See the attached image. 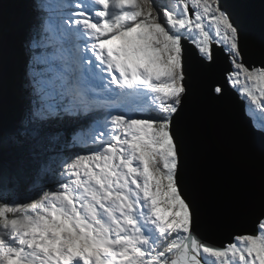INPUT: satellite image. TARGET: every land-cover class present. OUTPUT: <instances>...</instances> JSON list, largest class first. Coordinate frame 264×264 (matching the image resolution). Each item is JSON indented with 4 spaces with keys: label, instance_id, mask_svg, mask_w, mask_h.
Returning a JSON list of instances; mask_svg holds the SVG:
<instances>
[{
    "label": "snow or ice",
    "instance_id": "snow-or-ice-1",
    "mask_svg": "<svg viewBox=\"0 0 264 264\" xmlns=\"http://www.w3.org/2000/svg\"><path fill=\"white\" fill-rule=\"evenodd\" d=\"M28 3L24 104L11 121L0 104V264H264V198L251 233L218 246L197 231L177 125L187 41L202 66L223 49L225 81L264 133V42L247 65L234 4ZM3 31L0 11V100Z\"/></svg>",
    "mask_w": 264,
    "mask_h": 264
},
{
    "label": "water",
    "instance_id": "water-1",
    "mask_svg": "<svg viewBox=\"0 0 264 264\" xmlns=\"http://www.w3.org/2000/svg\"><path fill=\"white\" fill-rule=\"evenodd\" d=\"M230 2L245 38L244 62H258L255 53L264 42V0ZM184 48L189 94L177 125L186 182L197 231L219 246L235 234L254 231L250 209L264 198V133L253 127L246 100L225 81L229 64L223 49L213 45V62L202 66L193 46L184 41ZM215 84L224 88L219 98L208 92V85Z\"/></svg>",
    "mask_w": 264,
    "mask_h": 264
},
{
    "label": "rangeland",
    "instance_id": "rangeland-1",
    "mask_svg": "<svg viewBox=\"0 0 264 264\" xmlns=\"http://www.w3.org/2000/svg\"><path fill=\"white\" fill-rule=\"evenodd\" d=\"M51 3H55V0H50ZM171 0H157L158 4H168L170 3ZM21 5H17L16 8L9 7L10 4H5L4 6H0V11H2L3 14V18H4V32H5V40L2 43L3 48L6 51L7 57H8V69H7V73L10 72L9 68L11 70V61L13 59V56L11 54V52L13 53H17V57L19 56L20 53L25 54V52H27V56L28 58H26L27 60H29V57L31 55V49L29 47V43L27 40L28 34H29V28L32 24V16H31V9L29 7V3L28 0H26L24 3H22V1L20 2ZM20 6V7H19ZM11 8V12H12V25L16 27V34H9V31H7V29H5V26H8L7 20H6V15H7V10L6 8ZM20 8V9H19ZM22 8V9H21ZM22 15H24V26L20 27L19 25V18L22 19L19 13ZM54 15V14H53ZM18 38V40H17ZM24 41L27 49L26 48H22V44L21 42ZM23 54L20 55L18 62L16 63V71H18V67L19 69H24L25 68V72H26V63L27 60H23ZM17 61V59H16ZM25 62V63H22ZM19 72V71H18ZM15 73V72H14ZM9 74V73H8ZM25 74V73H22ZM21 75V74H20ZM9 76V75H8ZM10 77L15 80V78H13L11 76V72H10ZM21 81L24 83V79H21ZM6 86V85H5ZM7 87V86H6ZM23 88V85L21 84V82L19 83L18 88ZM3 97L2 100H0V104H2V108H3V115L4 117L11 121L12 119L15 118V116L17 115V113L21 110L23 104H24V92L22 90V96L23 99L22 100H18V94L17 92L13 89V87H7V90L3 89ZM4 96L7 99V101H9L11 108L7 109L5 108V106H3L4 104ZM17 100V101H16ZM254 121L258 122L260 119V113L258 112H254V114H250L248 113ZM86 147V146H85Z\"/></svg>",
    "mask_w": 264,
    "mask_h": 264
},
{
    "label": "trees",
    "instance_id": "trees-1",
    "mask_svg": "<svg viewBox=\"0 0 264 264\" xmlns=\"http://www.w3.org/2000/svg\"><path fill=\"white\" fill-rule=\"evenodd\" d=\"M22 0H19V5H21L20 4V2H21ZM44 2L45 3H49L50 2V0H44ZM10 4L9 5V7H12L13 6V8H15L16 10H17V8H16V4H17V1L16 0H0V6L2 5V6H4L5 4ZM20 7V6H19ZM20 9V8H19ZM22 9V8H21ZM6 10H7V15H6V20H7V23H8V26L6 27L5 26V29H7V31H9V34L10 33H12V34H16V27L15 26H13L12 25V23H11V21H12V12H11V8H6ZM19 13H20V10H19ZM19 16H22V21L20 22V24L19 25H23V22H24V17H23V15L20 13V15ZM5 32L3 31V40H2V43L4 42V40H5ZM17 40H18V38H17ZM21 44H22V48L24 49V48H26L27 49V46H26V44H25V42H21ZM25 50V49H24ZM42 49H39V48H37L35 51L37 52V54L41 51ZM3 54H4V69H5V71H4V89L5 90H7V87H13V89L17 92V94H18V100H22L23 99V96H22V91H19L18 89H20V88H18V84H19V82H21L22 83V85H24V83L21 81V79H25V74H22V75H20L21 74V69H19V67L17 68L18 69V71H16V63L18 62V60H19V57H20V55H21V53L19 54V56L17 57V53H15V54H13V52H11V54H12V56H14V58H13V60H14V62H15V65H14V67H11V70H10V68H9V71L11 72V76L13 77V78H15V80H13L11 77H10V72H8L7 73V69H8V62H7V55H6V51H5V49L3 48ZM24 56H26V52H25V54H23ZM28 57V56H27ZM16 59H17V61H16ZM28 61V60H27ZM23 63H25V62H23ZM15 72V73H14ZM22 73H25V69H22ZM9 75V76H8ZM7 87H6V86ZM21 89L23 90V88L21 87ZM3 93H5V92H3ZM17 101V100H16ZM3 106H5V108H7V109H9V108H11V106H10V103H9V101H7V99L5 98V96H4V104H3ZM34 194V192H29L27 195H33Z\"/></svg>",
    "mask_w": 264,
    "mask_h": 264
},
{
    "label": "bare ground",
    "instance_id": "bare-ground-1",
    "mask_svg": "<svg viewBox=\"0 0 264 264\" xmlns=\"http://www.w3.org/2000/svg\"><path fill=\"white\" fill-rule=\"evenodd\" d=\"M16 1H17L16 6H17V5H19V0H16ZM25 1H26V0H22V3H24ZM31 16H32V12H31ZM21 17H22V16H21ZM23 17H24V15H23ZM23 20H24V19H23ZM19 21L21 22L22 19L19 18ZM20 22H19V24H20ZM22 26H24V22H23V25H20V27H22ZM23 42H24V41H23ZM13 54H15V53H13ZM21 54H23V53H21ZM23 57H24V58H22L23 60H27V59H26V58H28V57H27V52H26V56L23 55ZM13 58H14V56H13ZM15 58H16V57H15ZM15 58H14V59H15ZM22 63H23V61H22ZM11 64H12L11 67H14L15 62H14L13 59H12V61H11ZM24 69H25V68H24ZM21 75H22V69H21ZM19 83H20V82H19ZM21 84H22V83H21ZM18 86H19V84H18ZM18 90H19V91H22L21 88L18 89Z\"/></svg>",
    "mask_w": 264,
    "mask_h": 264
}]
</instances>
